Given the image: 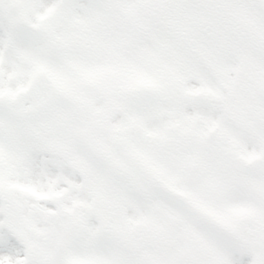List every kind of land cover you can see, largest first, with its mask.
Returning <instances> with one entry per match:
<instances>
[{
  "label": "snow or ice",
  "instance_id": "snow-or-ice-1",
  "mask_svg": "<svg viewBox=\"0 0 264 264\" xmlns=\"http://www.w3.org/2000/svg\"><path fill=\"white\" fill-rule=\"evenodd\" d=\"M0 264H264V0H0Z\"/></svg>",
  "mask_w": 264,
  "mask_h": 264
}]
</instances>
